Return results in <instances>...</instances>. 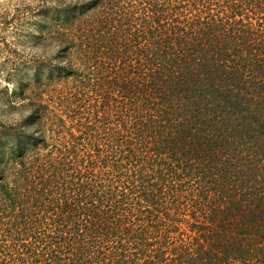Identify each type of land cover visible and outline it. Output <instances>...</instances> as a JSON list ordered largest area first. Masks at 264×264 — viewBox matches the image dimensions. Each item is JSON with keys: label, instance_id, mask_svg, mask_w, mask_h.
<instances>
[{"label": "trees", "instance_id": "trees-1", "mask_svg": "<svg viewBox=\"0 0 264 264\" xmlns=\"http://www.w3.org/2000/svg\"><path fill=\"white\" fill-rule=\"evenodd\" d=\"M38 13L58 51L0 124V264H264V0Z\"/></svg>", "mask_w": 264, "mask_h": 264}, {"label": "rangeland", "instance_id": "rangeland-1", "mask_svg": "<svg viewBox=\"0 0 264 264\" xmlns=\"http://www.w3.org/2000/svg\"><path fill=\"white\" fill-rule=\"evenodd\" d=\"M47 1L0 0V124L20 121L19 86L56 62L57 47L38 25V12Z\"/></svg>", "mask_w": 264, "mask_h": 264}]
</instances>
